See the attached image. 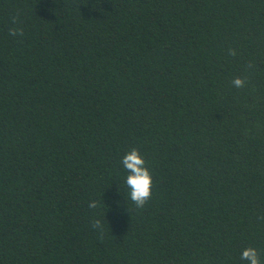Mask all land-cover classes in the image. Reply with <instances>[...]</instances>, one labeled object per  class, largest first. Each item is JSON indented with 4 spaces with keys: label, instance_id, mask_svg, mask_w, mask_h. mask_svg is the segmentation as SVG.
Listing matches in <instances>:
<instances>
[{
    "label": "trees",
    "instance_id": "trees-1",
    "mask_svg": "<svg viewBox=\"0 0 264 264\" xmlns=\"http://www.w3.org/2000/svg\"><path fill=\"white\" fill-rule=\"evenodd\" d=\"M249 247L264 262V0H0V264H247Z\"/></svg>",
    "mask_w": 264,
    "mask_h": 264
},
{
    "label": "clouds",
    "instance_id": "clouds-1",
    "mask_svg": "<svg viewBox=\"0 0 264 264\" xmlns=\"http://www.w3.org/2000/svg\"><path fill=\"white\" fill-rule=\"evenodd\" d=\"M18 18L13 20V23H17ZM12 36H23V29L13 27L9 32ZM229 54L235 56L237 53L235 50L230 49ZM232 84L236 88L245 87L246 80L241 77H237L232 81ZM124 168L128 171L129 175L126 177V184L130 189V199L134 202L138 209H142L152 198L153 179L149 168L146 166V161L141 155L140 151L136 148L131 149L122 160ZM89 208L97 209L100 204L97 201H91ZM130 211V210H129ZM92 227L98 229L103 235L104 225L99 219L92 222ZM241 260L246 261L247 264H264L260 258V254L255 248H246L243 250Z\"/></svg>",
    "mask_w": 264,
    "mask_h": 264
}]
</instances>
